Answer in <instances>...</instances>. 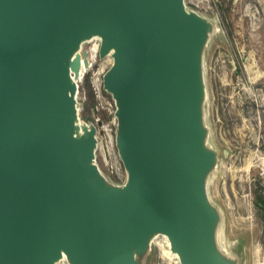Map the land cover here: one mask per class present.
<instances>
[{
    "label": "water",
    "instance_id": "obj_1",
    "mask_svg": "<svg viewBox=\"0 0 264 264\" xmlns=\"http://www.w3.org/2000/svg\"><path fill=\"white\" fill-rule=\"evenodd\" d=\"M209 28L183 0H0V264H138L156 234L180 264H235L205 191ZM95 36L120 186L94 163L96 127L76 124L78 50Z\"/></svg>",
    "mask_w": 264,
    "mask_h": 264
},
{
    "label": "rangeland",
    "instance_id": "obj_2",
    "mask_svg": "<svg viewBox=\"0 0 264 264\" xmlns=\"http://www.w3.org/2000/svg\"><path fill=\"white\" fill-rule=\"evenodd\" d=\"M183 1L210 23L201 53V118L204 144L215 152L205 177L218 214L215 245L235 264H264V0ZM99 44L92 37L78 50L85 68L75 79L76 124L96 127L94 163L110 185L120 186L127 172L115 144L116 105L102 84L112 57H99ZM160 246L168 248L156 234L137 263L180 264L162 256ZM55 264L69 262L63 257Z\"/></svg>",
    "mask_w": 264,
    "mask_h": 264
},
{
    "label": "bare ground",
    "instance_id": "obj_3",
    "mask_svg": "<svg viewBox=\"0 0 264 264\" xmlns=\"http://www.w3.org/2000/svg\"><path fill=\"white\" fill-rule=\"evenodd\" d=\"M95 37H97V36H95ZM95 52H96V50L94 48H92L91 57H90L92 61L95 59ZM84 68H85V62H84V59L81 57L80 73L84 70ZM160 235H162V237L165 239V242L168 245V248L167 249H165L163 246H160L159 247V248H161V250H160L161 251V255L164 256V257H167V258L178 257L177 253L171 250L170 243H169V240H168L167 236L164 235V234H160ZM154 236H156V235H154Z\"/></svg>",
    "mask_w": 264,
    "mask_h": 264
}]
</instances>
